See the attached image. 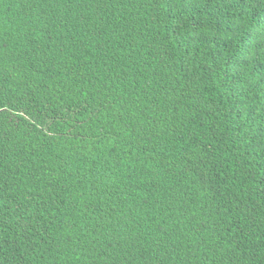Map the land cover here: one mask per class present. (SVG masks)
Wrapping results in <instances>:
<instances>
[{
  "label": "trees",
  "instance_id": "trees-1",
  "mask_svg": "<svg viewBox=\"0 0 264 264\" xmlns=\"http://www.w3.org/2000/svg\"><path fill=\"white\" fill-rule=\"evenodd\" d=\"M0 264H264V0H0Z\"/></svg>",
  "mask_w": 264,
  "mask_h": 264
}]
</instances>
